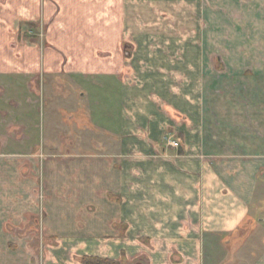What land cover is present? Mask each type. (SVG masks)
<instances>
[{
  "label": "crops",
  "instance_id": "0c3cea01",
  "mask_svg": "<svg viewBox=\"0 0 264 264\" xmlns=\"http://www.w3.org/2000/svg\"><path fill=\"white\" fill-rule=\"evenodd\" d=\"M206 40L203 34L202 44ZM138 41L137 56L124 53L137 59L130 73L127 67L119 73L74 71L82 88L77 104L67 92L54 96L44 80L55 112L58 99L75 107L66 120L50 122L42 164L32 152L0 151V264H36L33 252L20 246L24 236L37 233L91 237V246H82L73 261L59 247L44 264H83L85 256L121 264H264L253 242L264 226L258 219L264 206V100L241 95L264 89L251 77L264 73L261 62L226 50L216 56V67L204 66L209 57L202 52L196 67L189 56L180 61L177 36L145 34ZM248 58L252 66L245 65ZM228 64L241 80L227 97L213 99L212 91L223 92L224 84L201 82L198 75L221 76ZM230 91L239 93L231 98ZM73 123L78 132L68 137L75 147H46L52 133L70 131ZM88 137L91 146L84 149ZM51 156L60 160L51 162Z\"/></svg>",
  "mask_w": 264,
  "mask_h": 264
},
{
  "label": "rangeland",
  "instance_id": "374dc122",
  "mask_svg": "<svg viewBox=\"0 0 264 264\" xmlns=\"http://www.w3.org/2000/svg\"><path fill=\"white\" fill-rule=\"evenodd\" d=\"M145 34L177 36L180 61L189 56V60L196 62L203 52L206 61L209 57L204 66L216 67V56L228 50L235 54L246 53L251 61L261 62L258 65L264 69V0H0V151L32 152L35 163L42 164V143L50 134V122L53 124L54 117L66 120L67 114L73 111L70 109L75 107L70 104V109L69 105L66 108L58 99L55 100V112L51 92L43 88L44 80L48 79L46 84L53 87L54 96L67 92L74 100L80 97L82 89L75 83L77 68L109 69L119 73L122 67H127L126 72L130 73L136 70L133 61L137 59L127 60L124 53L132 51L137 56L141 46L138 35ZM203 34L208 37L205 44H202ZM187 38L200 42L184 43ZM246 61L245 65H251L250 60ZM223 66L221 76L214 72L209 76L198 75L201 82L204 79L210 80L211 85L221 82L220 88L224 84L223 92L212 91L213 99L227 97L230 86L242 77L230 74L234 70H230L232 65ZM179 68L181 73L186 70L185 65ZM132 77L135 78V74ZM251 77L255 83H264V73ZM102 82L105 83L106 78ZM97 89L101 95L102 89ZM230 93L231 98H235L239 92ZM241 95L264 100V89L256 87ZM33 121H38L37 127L32 128ZM68 127L70 131L52 133L46 147L51 151L60 146L75 147L74 139L71 140L68 134L73 135L74 129L75 133L78 131L74 123ZM83 130L90 129L83 127ZM212 140L217 143L220 139L213 136ZM90 142L88 137L84 149L91 146ZM51 158V162L60 160ZM35 175L38 178L39 172L35 171ZM39 195L40 212L43 211L45 192L42 190ZM259 211L263 213L259 214L260 221L264 218V206ZM256 232L254 249L261 257L264 226L260 224ZM28 237L22 238L24 245L20 247L33 252L36 264L46 263L54 254L56 257L54 251L59 247H64L73 261L82 246H91V237L80 234L37 233ZM239 260L241 264H247L243 259Z\"/></svg>",
  "mask_w": 264,
  "mask_h": 264
},
{
  "label": "trees",
  "instance_id": "16d2710c",
  "mask_svg": "<svg viewBox=\"0 0 264 264\" xmlns=\"http://www.w3.org/2000/svg\"><path fill=\"white\" fill-rule=\"evenodd\" d=\"M83 264H120L119 261L110 258H101L98 256H85Z\"/></svg>",
  "mask_w": 264,
  "mask_h": 264
},
{
  "label": "built area",
  "instance_id": "2783aa9c",
  "mask_svg": "<svg viewBox=\"0 0 264 264\" xmlns=\"http://www.w3.org/2000/svg\"><path fill=\"white\" fill-rule=\"evenodd\" d=\"M168 142H169V144H171L174 147L180 146V143L177 140H175V139L169 138Z\"/></svg>",
  "mask_w": 264,
  "mask_h": 264
}]
</instances>
